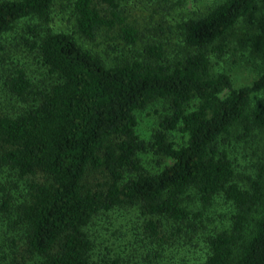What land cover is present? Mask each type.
Wrapping results in <instances>:
<instances>
[{"label": "trees", "instance_id": "obj_1", "mask_svg": "<svg viewBox=\"0 0 264 264\" xmlns=\"http://www.w3.org/2000/svg\"><path fill=\"white\" fill-rule=\"evenodd\" d=\"M57 1L0 0V37L21 31L0 44V264H95L87 227L123 207L143 217L137 264H264V162L240 176L224 146L238 125L244 136L264 128V69L236 88L215 68L228 51L224 36L258 0H223L182 22L186 52L174 60L161 43L139 44L125 0H68L74 32L51 27ZM102 30H116L127 48L113 65L75 37L92 41ZM159 100L166 113L145 141L135 112ZM175 129L187 136L179 148L168 138ZM147 151L172 163L150 173L139 159ZM90 172L104 176L95 188ZM189 196L201 209L221 196L230 222L208 228L185 205Z\"/></svg>", "mask_w": 264, "mask_h": 264}, {"label": "rangeland", "instance_id": "obj_2", "mask_svg": "<svg viewBox=\"0 0 264 264\" xmlns=\"http://www.w3.org/2000/svg\"><path fill=\"white\" fill-rule=\"evenodd\" d=\"M221 1L223 0H125L121 8L126 23L140 32L139 44L161 43L167 56L174 60L182 58L186 52L180 35L181 23L205 14L210 7ZM70 10L68 0L57 1L50 13L54 31L74 32V19L70 16ZM25 21H21L19 25H25ZM20 32L16 28L13 32L3 35L0 37V44H6ZM115 32L116 30H102L92 41L84 40L77 34L75 37L83 48L99 56L107 65H113L124 55H128L127 48L113 39ZM224 39L228 51L220 61H216V70L229 72L236 88L249 85L264 69V0H258L256 9L250 16L230 29ZM261 95L255 93L251 97V104ZM166 108V102L159 100L149 104L144 110L135 112L136 133L141 139L151 140L152 135L159 129ZM238 128L239 125L234 128L236 132L232 131L225 136L224 146L235 172L244 176L252 174L256 165L264 162V128L253 130L249 136H244L241 128ZM168 138L175 148L183 146L187 140V136L178 129L169 131ZM139 159L143 168L150 173L158 172L172 163L170 158H158L150 151L139 154ZM236 180L245 183V180L240 178ZM35 181L41 179L35 177ZM102 181L104 176L100 172H90L85 179L91 188H95ZM185 205L193 212L202 211L207 217L208 228L214 225L215 228H221L230 222L234 213L231 204L221 196L216 197L212 204L204 209H201L202 206L194 196H189ZM142 222L140 212L130 207L114 208L96 215L87 227L88 236L93 242L92 262L103 264V260L107 262L119 258L125 261L127 255H135L133 264H137V256L143 252L138 229ZM190 247L191 245L188 251H191ZM200 255L201 252L196 249L193 257L197 259ZM1 262L5 263V260Z\"/></svg>", "mask_w": 264, "mask_h": 264}]
</instances>
